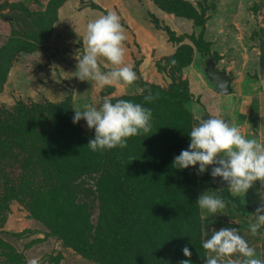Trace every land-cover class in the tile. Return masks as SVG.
<instances>
[{
    "label": "rangeland",
    "instance_id": "rangeland-1",
    "mask_svg": "<svg viewBox=\"0 0 264 264\" xmlns=\"http://www.w3.org/2000/svg\"><path fill=\"white\" fill-rule=\"evenodd\" d=\"M22 1L0 0V46L17 32L20 22L28 24V32L35 30V21L45 13L50 0H32L29 4ZM186 1L196 9L195 18L168 14L159 9L154 0H67L58 9L57 18L52 22L51 32L42 42V47L21 52L8 68L0 83V108L13 107L18 101L60 103L71 97L73 109L83 110L85 105L99 106L104 96L112 99L139 94L140 80L167 86L173 82V76L176 81L188 83L195 117L193 126L209 115L225 118L239 126L245 136L264 142V90L261 85L264 78V66L261 64L264 0ZM93 3L97 8L92 7ZM109 11L120 17L126 36L124 62L132 67L136 79L127 86L99 88L73 75L77 64L75 55L82 48L87 23ZM142 30L149 33V39L142 38ZM37 35H40L39 30ZM198 42L207 46L206 54L197 51ZM182 45H189L193 50L190 64L170 65L168 60ZM208 56L216 60L217 69L232 77L231 94L221 95L215 91V84L205 73ZM105 63L101 61V64ZM101 70L105 69L102 67ZM80 123L90 131L83 119ZM13 172L16 177L20 176L17 168ZM206 176L207 172L197 175L199 179ZM106 181L104 186L100 185L101 180L96 174L84 180L71 181L90 190L87 195L82 191L75 197L85 203L86 210L82 211L89 216V226L84 232L92 234H89L90 240L97 232L107 230V224L117 214L118 207L114 202L110 205L107 192L111 180L106 178ZM258 190H261L259 181L246 194L233 196L229 192L234 200L231 209L223 189L207 178L199 185L197 199L206 191L224 199L225 209L211 217L204 214L202 219V211L198 208L203 228H238L240 235L255 249L257 258L264 261V228L255 236L248 228L249 223L255 221L254 212L259 206ZM51 198L56 204L64 202V199L60 202L53 196ZM58 210L52 207L53 220L48 225L38 218L37 212L30 210V205H26L23 199L7 198L4 192H0V264H29L32 260L37 264H105L106 258L98 256V253L91 256L80 253L74 242L55 232L53 223H62L64 216ZM164 215L166 220L175 216L171 211ZM209 221L214 223L209 224ZM141 237L129 236L132 243ZM199 252L206 254L202 247Z\"/></svg>",
    "mask_w": 264,
    "mask_h": 264
},
{
    "label": "trees",
    "instance_id": "trees-1",
    "mask_svg": "<svg viewBox=\"0 0 264 264\" xmlns=\"http://www.w3.org/2000/svg\"><path fill=\"white\" fill-rule=\"evenodd\" d=\"M66 1L50 0L45 13L36 19L35 30L28 32V24L18 23L17 32L0 46V83L18 54L42 47L58 9ZM154 3L168 14L197 16L194 6L186 0ZM92 7L97 5L93 3ZM197 44V51L206 54L207 46ZM192 55V48L182 45L168 63L187 66ZM261 64L264 66V40ZM171 77L173 82L167 86L140 80L139 94L112 98V102L125 99L140 103L152 111L150 132L129 138L123 149L90 151L87 144L94 137V130L87 131L80 121L72 123L71 97L60 103L18 101L13 107L0 108V192L7 198L23 199L48 225L53 220L50 210L58 208L64 216L62 223H53L55 232L74 242L80 253H98L106 258L105 264H179L186 259L192 264H204V255L199 252L203 226L197 192L207 178L218 185L208 173L199 179L195 168L172 167L174 157L188 147V132L195 117L188 83ZM148 95L154 97L150 103L144 101ZM16 168L19 177L13 172ZM92 174L103 186L106 178L111 180L107 188L109 203L114 202L118 210L113 215L115 222H109L107 230L97 232L90 240L92 234L84 232L89 226V216L82 211L86 210L85 203L75 199L77 193L83 191L87 195L90 190L71 181L91 178ZM222 189L233 209V198L227 188ZM52 196L55 201L64 202L56 204ZM170 211L175 216L166 220L164 214ZM131 234L142 237L132 243ZM185 246L191 252L190 258L183 255Z\"/></svg>",
    "mask_w": 264,
    "mask_h": 264
},
{
    "label": "clouds",
    "instance_id": "clouds-1",
    "mask_svg": "<svg viewBox=\"0 0 264 264\" xmlns=\"http://www.w3.org/2000/svg\"><path fill=\"white\" fill-rule=\"evenodd\" d=\"M125 39L120 17L115 12L109 11L89 21L81 41L82 48L75 55L77 64L73 75L99 88L132 84L136 74L124 62ZM101 61L107 63L101 64ZM102 67L105 70L102 71ZM153 99L151 95L144 97L148 103ZM81 119L88 129L94 130V137L87 144L88 149L92 152L107 151L123 149L129 138L148 134L152 111L140 103L125 99L112 102L110 96H104L99 106L85 105L83 110L75 109L72 123L76 124ZM188 137V147L174 157L173 168L184 170L192 167L197 175L207 172L214 181L220 178L233 196L246 194L255 182H260L255 221L248 226L249 232L255 236L258 230L264 228V142L245 136L239 126L225 118L211 115L192 126ZM210 165L215 166L209 170ZM196 204L202 211V219L204 214L211 217L226 207L224 199L209 191L200 195ZM212 223L209 221V224ZM201 246L206 253L204 264H264L236 227H202ZM182 252L185 257H191L187 246ZM29 264H37V261L32 260ZM179 264L192 262L186 259Z\"/></svg>",
    "mask_w": 264,
    "mask_h": 264
},
{
    "label": "water",
    "instance_id": "water-1",
    "mask_svg": "<svg viewBox=\"0 0 264 264\" xmlns=\"http://www.w3.org/2000/svg\"><path fill=\"white\" fill-rule=\"evenodd\" d=\"M31 1L32 0H23L24 3H30ZM205 64V73L215 84V91L221 95L231 94L233 92L232 77L226 71L216 69V62L211 56L206 57ZM167 78L170 79L169 77ZM261 85L264 90V78L261 82ZM214 166L215 165H210L209 170ZM215 182L219 187L226 188V185H223V182L220 181V178H216Z\"/></svg>",
    "mask_w": 264,
    "mask_h": 264
},
{
    "label": "crops",
    "instance_id": "crops-1",
    "mask_svg": "<svg viewBox=\"0 0 264 264\" xmlns=\"http://www.w3.org/2000/svg\"><path fill=\"white\" fill-rule=\"evenodd\" d=\"M139 30H141L140 28H139ZM140 35L142 36V38L143 39H149V33L147 34V31H141V33H140ZM145 42H147V40H144ZM232 85H233V79H232Z\"/></svg>",
    "mask_w": 264,
    "mask_h": 264
}]
</instances>
